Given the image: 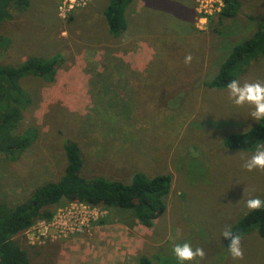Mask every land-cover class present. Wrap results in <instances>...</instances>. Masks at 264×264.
I'll return each mask as SVG.
<instances>
[{
	"label": "rangeland",
	"instance_id": "374dc122",
	"mask_svg": "<svg viewBox=\"0 0 264 264\" xmlns=\"http://www.w3.org/2000/svg\"><path fill=\"white\" fill-rule=\"evenodd\" d=\"M214 1L133 0L117 37L102 16L109 0L69 12L58 11L57 0L6 7L0 66L31 57L55 62L51 82L18 80L28 103L9 135L31 128L35 139L19 155L0 154V202L14 207L58 180L65 139L79 147L86 178L128 183L134 172L170 176L164 212L150 228L129 212L61 201L51 220L39 219L13 238L29 264H136L140 255L151 264H181L172 250L185 242L205 256L183 264H264V242L254 228L240 236V260L221 236L249 211L248 199L264 198V171L243 167L264 140L250 151L225 149L224 137L257 123L252 108L235 106L227 88L201 85L264 20V0H237V14L212 32L215 22L200 21L198 10L210 12ZM188 54L192 61L185 64ZM236 80L264 83V56ZM102 217L105 223L96 225ZM55 219L69 230L54 231Z\"/></svg>",
	"mask_w": 264,
	"mask_h": 264
},
{
	"label": "trees",
	"instance_id": "16d2710c",
	"mask_svg": "<svg viewBox=\"0 0 264 264\" xmlns=\"http://www.w3.org/2000/svg\"><path fill=\"white\" fill-rule=\"evenodd\" d=\"M11 1H14L10 3ZM133 0H109L102 16L107 32L112 37L119 36L126 28L124 13ZM221 6L216 12L205 15L208 24L215 22L212 32L221 26L225 19L233 18L239 7L237 0H220ZM20 8L27 0H0V20L7 17L6 7L14 4ZM129 6V7H128ZM191 34L192 31H191ZM264 56V20L257 22L254 33L233 46L222 58L211 79L202 81V87L224 89L239 74L245 71L252 60ZM53 59L27 58L17 66H0V154L19 155L35 139L34 129H27L20 135H9L21 116V110L28 103L21 91L18 80L25 76H34L44 82H51L54 76ZM11 103H14L11 104ZM264 140V120L258 121L243 133L227 135L222 145L228 150L250 151ZM65 166L58 180L49 181L35 188L29 197L15 205L6 207L0 202V264H29L26 254L13 238L31 227L35 221H48L52 217L51 208L61 201H72L89 207H101L131 213L137 224L150 228L165 209L164 197L170 187L169 175H156L147 178L140 172H134L130 182L121 179L93 176L86 178L81 174L82 157L76 143L70 140L62 142ZM130 175V176H131ZM261 200H264L262 198ZM104 224L103 217L94 222ZM239 236L255 229L264 242V209L247 211L232 226ZM229 241L223 244L228 247ZM136 264H151L140 255Z\"/></svg>",
	"mask_w": 264,
	"mask_h": 264
},
{
	"label": "clouds",
	"instance_id": "9594fccd",
	"mask_svg": "<svg viewBox=\"0 0 264 264\" xmlns=\"http://www.w3.org/2000/svg\"><path fill=\"white\" fill-rule=\"evenodd\" d=\"M192 61L191 54L185 56V64ZM228 98L235 106L241 107L249 105L252 108L250 117L255 121L264 120V83L261 82H245L241 84L237 80H232L227 84ZM243 167L247 171L261 170L264 171V144L257 147L251 157L246 160ZM245 207L249 211H260L264 209V200L258 197L250 198L245 202ZM221 236L228 240V252L234 260L243 259V249L241 248V237L234 233L231 226H226ZM173 254L178 261L191 262L197 258L203 259L205 252L202 248L193 249L191 244L185 242L177 244L173 248Z\"/></svg>",
	"mask_w": 264,
	"mask_h": 264
},
{
	"label": "built area",
	"instance_id": "2783aa9c",
	"mask_svg": "<svg viewBox=\"0 0 264 264\" xmlns=\"http://www.w3.org/2000/svg\"><path fill=\"white\" fill-rule=\"evenodd\" d=\"M57 1H58L57 9L60 12H69V11L77 9V8H82L90 2V0H57ZM213 5L214 6L210 9L211 10L210 12H207L205 10H203V11L198 10V13L200 15L199 16L200 21H203V22L206 21L205 15H209L212 12L218 11V9L221 6V1L215 0ZM79 205L84 206V204H79ZM84 207L87 208V205H85ZM75 216H76V214H75ZM73 219H74L73 222L70 223L71 226L76 225V222H74V221H76L77 219L75 217ZM51 224L54 226V231L62 232L64 230H69L68 229L69 227L66 226L65 221H57L55 219L54 222H52Z\"/></svg>",
	"mask_w": 264,
	"mask_h": 264
},
{
	"label": "crops",
	"instance_id": "0c3cea01",
	"mask_svg": "<svg viewBox=\"0 0 264 264\" xmlns=\"http://www.w3.org/2000/svg\"><path fill=\"white\" fill-rule=\"evenodd\" d=\"M89 4H90V2H89ZM89 4H87V5H89Z\"/></svg>",
	"mask_w": 264,
	"mask_h": 264
}]
</instances>
